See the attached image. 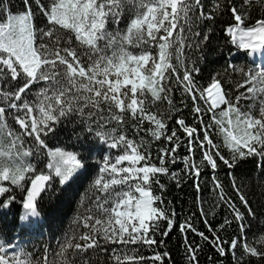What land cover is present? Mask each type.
<instances>
[{
    "label": "snow or ice",
    "instance_id": "obj_1",
    "mask_svg": "<svg viewBox=\"0 0 264 264\" xmlns=\"http://www.w3.org/2000/svg\"><path fill=\"white\" fill-rule=\"evenodd\" d=\"M21 3L23 9L13 13L11 0H0V134L6 130L11 138L5 151L0 135V212L17 200L19 191L24 228L40 215L44 195L56 193L55 185L63 193L89 172L90 153L49 147V137L63 130L65 122L83 126L117 154L103 158L86 214L77 217V228L86 231L59 245L54 253L58 260H50L48 250L42 256L17 251L13 238L0 228V264H96L93 257L100 254L105 264H167L169 253L156 249L165 245L157 236L167 237L177 227L176 211L165 202L161 181L168 175L176 179L169 165L183 164L190 176L199 177L202 168L216 173L221 166L234 175L240 164L251 161L264 173V63L252 61L255 67L247 69L229 64L224 76L238 73L239 79L226 84L217 74L206 87L198 84L194 74L200 69L194 64L185 66L182 75L179 71L185 49L203 51L209 40L203 29L224 15L230 20L224 29L229 42L264 59V18L252 22L253 10L264 8V0H208L207 11L204 0ZM40 17L46 20L43 27L36 24ZM178 90L191 99V125L172 114H179L173 98ZM129 120L132 138L127 134ZM213 126L223 137L221 146L211 136ZM27 143L31 147H24ZM185 145L187 153H199L198 162L188 155L179 158ZM41 157L48 161L47 172L40 167ZM213 184L221 193L215 207L226 204L232 215L220 228L236 223L238 235L225 241L203 209L210 236L191 218L178 225L179 231L194 233L220 257L231 251L235 264L246 257L264 259V234L255 241L260 247L247 239L250 218L257 217L250 201L235 183L240 206L223 195L216 176ZM195 187L202 191L199 183ZM145 246L153 249L151 256L142 254ZM184 246L189 264H199L201 245L185 235ZM241 248L243 254L235 255Z\"/></svg>",
    "mask_w": 264,
    "mask_h": 264
},
{
    "label": "trees",
    "instance_id": "obj_2",
    "mask_svg": "<svg viewBox=\"0 0 264 264\" xmlns=\"http://www.w3.org/2000/svg\"><path fill=\"white\" fill-rule=\"evenodd\" d=\"M204 2L208 5V0H204ZM11 5L13 13H18L23 9L21 0H11ZM207 10H211L210 5L206 8ZM257 18H264V8L256 7L253 10L252 22L254 23ZM45 23L46 20L42 17L36 20V24L40 27H43ZM228 23H230L229 16L224 15L217 17L214 22L203 29L209 35V40L206 46L203 47V51L196 48L185 49L186 54L183 57L184 65L179 66L181 75L185 66L191 67L194 64L200 69L198 73L194 74L198 84L201 87H206L211 83L212 77L217 74H220V78L226 84L232 83L234 79H239L238 73H234L229 77L224 76L229 64L246 69L250 67L249 61L245 56H241L240 54L231 56L233 50L230 49L227 38L224 35V29ZM123 26L121 25V27ZM196 30L199 31L200 27H196ZM187 35H191V33ZM35 91L34 89L33 96L35 95ZM173 98L176 101V107L179 108V114L175 111L172 114L178 116V118L185 119L190 125L195 123L193 120L194 114L191 111L192 103L190 97H185L183 91L178 90L174 93ZM181 100H183V104L180 103ZM184 105H187V107ZM164 106L167 107L166 104ZM206 115L210 116L211 114L206 113ZM9 123L12 128L19 130V126L14 122L10 120ZM131 123V120H129L126 126L127 134L130 138L134 136V129L131 128ZM62 129L57 132L55 137H49L47 141L49 147L53 149L58 147L66 151L79 152L84 155H89L90 153L88 163L91 165V168L89 172L79 177L72 184L71 188L65 190L63 193H60L59 185H55L56 193L44 195V198L38 204L40 215L37 218H31V224L24 228H21L19 221V217L24 212L21 203L23 195L19 191L17 192V200L8 209L0 212V228L8 236L13 238V243L18 246L17 251L23 249L31 255L42 256L44 251L48 250L50 260H58L54 253L59 251V245L63 241L77 233L86 231L82 226L79 229L77 228V217L81 214H86L85 209L89 206L90 200L93 198L91 184L98 174L99 167L102 166L103 158L105 156L114 157L117 154L116 150L109 149L94 134H89L83 126L77 123L69 124L65 122L62 125ZM104 130L111 131L110 128ZM210 131L214 142L218 146H221L223 144V137L218 135L215 126ZM0 135L3 136L4 150L8 151L11 138L7 136L6 130ZM136 139L138 140L139 137H136ZM24 147H31V144L27 143ZM16 150H21L19 143L16 146ZM156 150L157 148L154 145L151 148L153 155H155ZM223 151L228 158H231L226 148ZM185 155H188L193 161H199V153L195 156L187 153L186 145L179 149V158L182 159ZM41 159L44 163L40 167L47 172L48 170L44 167V164L48 161L46 157H41ZM155 162L157 164L159 163L158 161ZM169 167L171 168V172L176 173V179H172L168 175L162 176L161 181L166 185L164 200L166 203L171 202L170 207L176 211L177 215L175 219L177 227L167 237L157 236V239H163L165 241V245L156 249V251H166L169 253V257L166 258L167 264H189V254L186 252L184 246L185 235H187L190 241L201 245V250L197 252L199 264H221V262L222 264H235L231 251H229L226 257H220L211 245L202 241L194 233L188 232L187 234H182L178 227L179 224L191 218V222L199 231H203L210 236L211 234L203 222L204 217L201 216V210L203 209V211L208 213L207 220L211 222L212 227L225 241H230L238 235L236 223L225 226L223 229L220 228L225 218L231 220L232 215L226 204L215 207L219 203L221 193L219 189L214 187V176L223 185V195L226 198H231L237 206H240V201L235 189L232 188L233 183L239 186L240 191L250 201L252 208L257 212V217L250 218L252 219V225L247 239L254 246L260 247L255 244V241L260 235L264 234V173L256 167L254 162L249 161L240 164L234 170V175H229L231 170L224 166L217 169L216 173H213L210 168H202V175L199 177L190 176L187 170L183 168V164H177L175 167L169 165ZM196 183H199L202 189L201 192L197 191L195 187ZM49 192L51 193V189ZM142 254L151 256L153 249L145 246L142 249ZM241 254H243L242 248L235 253V255ZM93 260L96 261V264H105L103 254H100L99 258L93 257ZM242 264H264V259L258 260L255 257H246Z\"/></svg>",
    "mask_w": 264,
    "mask_h": 264
},
{
    "label": "rangeland",
    "instance_id": "obj_3",
    "mask_svg": "<svg viewBox=\"0 0 264 264\" xmlns=\"http://www.w3.org/2000/svg\"><path fill=\"white\" fill-rule=\"evenodd\" d=\"M228 43H229V47L230 49L233 50V53L231 54V56H234V55H237V54H240L241 56H245L247 58L248 61H250V67H255V65H253L251 62L253 61L252 60V56L251 55H247L246 52L244 50H238L236 48V46L232 45L229 40L227 39ZM256 64H259L258 62H256Z\"/></svg>",
    "mask_w": 264,
    "mask_h": 264
},
{
    "label": "bare ground",
    "instance_id": "obj_4",
    "mask_svg": "<svg viewBox=\"0 0 264 264\" xmlns=\"http://www.w3.org/2000/svg\"><path fill=\"white\" fill-rule=\"evenodd\" d=\"M260 63H264V59L260 57Z\"/></svg>",
    "mask_w": 264,
    "mask_h": 264
}]
</instances>
